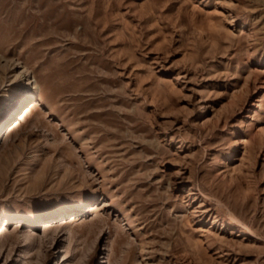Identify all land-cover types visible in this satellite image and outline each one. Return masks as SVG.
Masks as SVG:
<instances>
[{
	"label": "rangeland",
	"instance_id": "rangeland-1",
	"mask_svg": "<svg viewBox=\"0 0 264 264\" xmlns=\"http://www.w3.org/2000/svg\"><path fill=\"white\" fill-rule=\"evenodd\" d=\"M1 223L0 264H264V0H0Z\"/></svg>",
	"mask_w": 264,
	"mask_h": 264
},
{
	"label": "bare ground",
	"instance_id": "bare-ground-1",
	"mask_svg": "<svg viewBox=\"0 0 264 264\" xmlns=\"http://www.w3.org/2000/svg\"><path fill=\"white\" fill-rule=\"evenodd\" d=\"M29 103H31L30 104V106L27 108L26 107V105L25 106H23V111L22 112H19V115L16 117V119L15 120H13V121H15L13 124H12V126L11 127H9V128H7V130L4 132V133H8L9 131H11V130H13V128L17 125V124H19V122L20 121H22L23 119H24V117H25V115L30 111V109H32L33 107H35L37 104H38V102H37V100H31ZM48 222H46V224H47ZM46 224H44L43 225V227L44 226H49L48 224L46 225ZM8 230V227H5V225L3 224V223H1L0 224V235L3 233V232H6ZM4 234V233H3Z\"/></svg>",
	"mask_w": 264,
	"mask_h": 264
}]
</instances>
